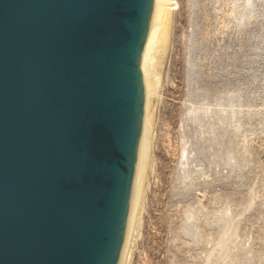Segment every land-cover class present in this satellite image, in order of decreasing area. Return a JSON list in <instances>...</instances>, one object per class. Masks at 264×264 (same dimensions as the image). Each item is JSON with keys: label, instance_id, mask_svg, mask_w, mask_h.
<instances>
[{"label": "water", "instance_id": "95a60500", "mask_svg": "<svg viewBox=\"0 0 264 264\" xmlns=\"http://www.w3.org/2000/svg\"><path fill=\"white\" fill-rule=\"evenodd\" d=\"M156 0H0V264H120Z\"/></svg>", "mask_w": 264, "mask_h": 264}, {"label": "rangeland", "instance_id": "374dc122", "mask_svg": "<svg viewBox=\"0 0 264 264\" xmlns=\"http://www.w3.org/2000/svg\"><path fill=\"white\" fill-rule=\"evenodd\" d=\"M172 1L127 263L264 264V0Z\"/></svg>", "mask_w": 264, "mask_h": 264}, {"label": "bare ground", "instance_id": "6f19581e", "mask_svg": "<svg viewBox=\"0 0 264 264\" xmlns=\"http://www.w3.org/2000/svg\"><path fill=\"white\" fill-rule=\"evenodd\" d=\"M235 1L237 3V1L239 0H235ZM172 2H173L172 0H156L152 25L143 54L142 71L144 74V80L146 85L145 118H144L142 135L140 139L137 169H136V176L134 181L133 200H132L128 229H127V234L125 238L120 264H128L127 262L130 260L129 256L131 254V245L135 233L136 222L142 207V199L146 186L145 184H146L149 164L151 162L150 159H151V148H152L151 146L153 140V115L155 112L154 108L156 109V107H154V100L158 94L157 90L161 89L158 87L161 84V83L159 84L160 71L158 67L160 68L159 65L164 67L163 65L167 63L170 54L171 40L169 36L171 31L169 29L171 26L170 21L172 19L171 18L172 7H173ZM242 2L243 4L240 5H244L243 8L245 10L253 9L255 5V0H242ZM236 3L234 2L235 5ZM236 7L238 8V6ZM235 11L236 10H233V14H235L236 16V13L238 12L235 13ZM205 78H206L205 82L207 88L213 90L216 87L218 77L216 76V74L208 73L207 76H205Z\"/></svg>", "mask_w": 264, "mask_h": 264}]
</instances>
